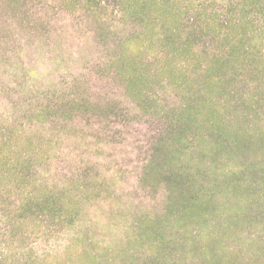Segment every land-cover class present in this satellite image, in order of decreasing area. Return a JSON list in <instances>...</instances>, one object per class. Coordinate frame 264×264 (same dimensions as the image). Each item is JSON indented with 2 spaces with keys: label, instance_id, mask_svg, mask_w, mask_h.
<instances>
[{
  "label": "rangeland",
  "instance_id": "obj_1",
  "mask_svg": "<svg viewBox=\"0 0 264 264\" xmlns=\"http://www.w3.org/2000/svg\"><path fill=\"white\" fill-rule=\"evenodd\" d=\"M0 264H264V0H0Z\"/></svg>",
  "mask_w": 264,
  "mask_h": 264
},
{
  "label": "trees",
  "instance_id": "obj_2",
  "mask_svg": "<svg viewBox=\"0 0 264 264\" xmlns=\"http://www.w3.org/2000/svg\"><path fill=\"white\" fill-rule=\"evenodd\" d=\"M174 141H176L174 139ZM169 142V140L165 141L158 140L155 144V146L152 149L151 154L146 160L145 164V170L143 173L144 178L147 180L149 174L157 175L159 174L161 177L162 174H169L170 168L166 169L167 163L162 158V154H165V144ZM149 169H155L154 171H149ZM169 172V173H168ZM166 177V176H165ZM165 179V178H164ZM170 179V180H169ZM169 179L167 181H173L172 183L175 184L177 189H179L182 192H185L184 195L192 194L194 191V185L192 184V181L189 180V175L178 173V175L173 174V176H169ZM194 183V182H193Z\"/></svg>",
  "mask_w": 264,
  "mask_h": 264
}]
</instances>
